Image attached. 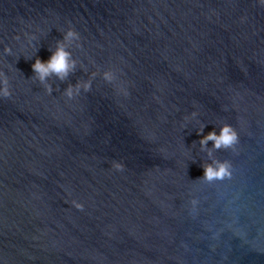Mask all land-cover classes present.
Listing matches in <instances>:
<instances>
[{
    "label": "water",
    "instance_id": "water-1",
    "mask_svg": "<svg viewBox=\"0 0 264 264\" xmlns=\"http://www.w3.org/2000/svg\"><path fill=\"white\" fill-rule=\"evenodd\" d=\"M69 27L77 66L46 94L31 64ZM93 71L87 93L63 96ZM0 72L11 93L0 98L2 264H264L255 0H0ZM224 123L235 151L209 156L199 140ZM213 160L230 174L205 182Z\"/></svg>",
    "mask_w": 264,
    "mask_h": 264
},
{
    "label": "clouds",
    "instance_id": "clouds-1",
    "mask_svg": "<svg viewBox=\"0 0 264 264\" xmlns=\"http://www.w3.org/2000/svg\"><path fill=\"white\" fill-rule=\"evenodd\" d=\"M255 2L258 6L264 7V0H255ZM78 41V33L69 27L63 32L62 39L56 42L55 48L50 51L51 54L46 60L42 62L39 58H36L31 64L33 78L43 86L46 94H51L54 91L51 85L47 83L49 77L55 76L57 80L64 81L69 73L76 68L77 61L72 58V53L68 49L74 42L76 47H80ZM9 52L10 49H4L5 54H8ZM97 74V71H93L89 73L86 79L77 80L75 84H67L62 92L63 96L67 100H72L81 91L87 93L91 87L92 79L96 77ZM99 75L105 83L109 84L116 79L115 72L111 68L100 72ZM116 91L119 94L127 95L126 90L119 86H117ZM10 94L8 79L2 72H0V98H7ZM196 114V112H192L190 116L195 117ZM202 130L203 126L197 130V135H200ZM208 141L212 142L211 149L208 150L209 156L211 155V150L214 149H228L235 151V146L238 143V134L232 125L224 123L220 125L218 133L216 131H209L202 136L199 143L201 147L204 148ZM201 167L203 170L201 180L209 183L230 174V166L226 161L213 160L211 163L203 164ZM111 168L119 172L123 170V164L113 161L111 163ZM70 203L72 207L77 210L83 209V205L75 199L71 200ZM0 264H2V262H0Z\"/></svg>",
    "mask_w": 264,
    "mask_h": 264
}]
</instances>
